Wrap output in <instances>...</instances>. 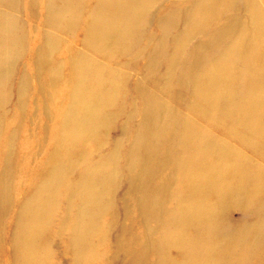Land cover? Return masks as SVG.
<instances>
[{"label":"bare ground","instance_id":"1","mask_svg":"<svg viewBox=\"0 0 264 264\" xmlns=\"http://www.w3.org/2000/svg\"><path fill=\"white\" fill-rule=\"evenodd\" d=\"M186 1L0 0V264H264V0ZM168 36L138 109V52ZM33 80L52 126L23 122ZM112 110L124 133L103 152Z\"/></svg>","mask_w":264,"mask_h":264},{"label":"rangeland","instance_id":"2","mask_svg":"<svg viewBox=\"0 0 264 264\" xmlns=\"http://www.w3.org/2000/svg\"><path fill=\"white\" fill-rule=\"evenodd\" d=\"M169 1L171 2V0H169ZM193 1H195V0H188L185 3H181V4L184 5L182 13H185L186 10L187 11L192 10V8L194 6ZM235 3L236 4H240L239 0H236ZM163 5H165V2L155 6L153 8V10H155L156 7L159 8V7L163 6ZM231 10H233V8L230 9V7H229L227 11L229 12ZM163 12H166V10H164ZM187 23H188V26L192 25L191 22H187ZM203 37H204L203 34H201V36H200V35H198V33L192 35L191 45L187 46V49H189V52L195 45H197L199 42H201V39ZM168 40H169L168 44L164 45L161 48H159L158 45L157 46L151 45L146 50L138 52V69H135V72H134L135 74H133V75L131 74L132 78H130V80H129V84H131V86H132L133 78L135 76H138V109L141 107L142 102H143V99L141 98L140 91H142L143 93L147 92V90L151 91L152 90L151 87H153V84H152V81H151L153 74H156L157 77L160 78L166 72V64L169 61V58L171 57V49H174L173 46L175 45V44H173V41L171 40L170 36H168ZM156 52H158L159 55H157ZM154 54H155V57H154ZM152 62L154 63V67H153L152 70H150ZM148 74H149V76H148ZM189 74H191V73H186L184 76H182L181 72L177 71L175 76H174V79H175L174 89H176V91H178V95L177 96H178L179 100H181L182 102H184L186 99L188 100L187 92H186L184 87L186 86L185 81L189 82V79H188ZM32 83H33V86H34L33 91L29 92L28 95L26 96V101H25V104H24V107H23L24 110H21V111H23V112H25L27 114V118H25L23 122L25 124L29 125V126H31L33 124V121H35L38 124L42 123V122H44V123L48 122V124L51 125L52 124V120L51 119L47 120L46 116H44L43 112H42L43 111L42 107H43V105H44V103L46 101V98L50 100V98L52 97V95L50 94L51 92H46V94H44V95L40 94V93H37L38 91L36 90V88L40 89V82H38L36 80L35 81L33 80ZM145 86H146V89H145ZM140 88H142V89L140 90ZM131 92H132V89H131ZM128 98H129V96H128ZM55 100H56V102L54 103V106L55 105L59 106V105L62 104V99L61 98H56ZM14 106H15V103H13V102L10 103V105H9V107H11L12 110L14 109ZM32 106H33V110H31ZM118 111L119 110H112V114L109 115V119H107L108 124H110V125H109L108 129L106 130V133L102 134L101 137L106 136V137H108L107 141L108 140H110V141H109V143L107 145L106 143L102 142L103 138L101 139V143L104 144V146L102 148L103 152L109 150L110 149V145H111V147H114L116 145L115 142H117L118 140L122 141V136L121 135H122V133H124V128L121 125H122L123 120L125 119L126 115L125 114L122 115L121 113L116 114V112H118ZM183 112L186 113V110L183 111ZM188 115H189V112H188ZM185 116H187V115L185 114ZM190 117H192V116H190ZM34 126H38V125L35 124ZM34 131H35V139H37L39 134H40V131L39 130H38V132H37V130H34ZM221 132H223L222 128L216 130L217 134H219ZM127 138H128V136L125 133L124 144L126 143V139ZM22 148L23 147L21 145H18V150L23 151V150H21ZM44 148H45V146H44ZM39 149L42 150V147L39 148ZM18 155H19V151H18ZM79 155L82 156V152ZM41 156H42V154L40 153L36 160L33 159V162L30 161L29 165L30 166L38 165V163H39V161L41 159ZM19 157H21V156H19ZM205 157H203V158H205ZM252 176H253V173L251 174V177ZM18 179L25 183V188L26 189H29L30 184L32 183V181H34V180H30V179L26 180L25 178H23V176L19 177ZM35 179H37V176H36ZM253 180H255V179H252V181ZM120 189H121V192H122V190L124 188L120 187ZM228 199H229V201H227L225 206H224V204L220 206L221 209L225 211L224 214L222 212V214H223L222 216L225 217V219L228 218L230 220V222H231V224L227 223V227L226 228L230 229V227H231L232 229H235V228L236 229H240L243 226H245V224L247 222H249V220H251V217H249L250 209L247 208L246 204L242 205L241 204L242 200L239 199V198L230 197ZM114 233H115V230H113V234ZM61 251H62L61 245H60V243H58L53 248L52 252L55 255V254H58ZM173 251H174V253H176L178 251V248L175 247V250H173ZM71 259H72V256L71 255L70 256L67 255V257H63L60 260V262L63 263V264H70ZM113 264H118V262L116 263V262L113 261Z\"/></svg>","mask_w":264,"mask_h":264}]
</instances>
